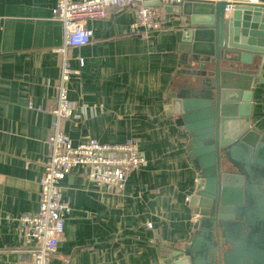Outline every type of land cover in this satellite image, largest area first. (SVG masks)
<instances>
[{
	"label": "crops",
	"instance_id": "crops-1",
	"mask_svg": "<svg viewBox=\"0 0 264 264\" xmlns=\"http://www.w3.org/2000/svg\"><path fill=\"white\" fill-rule=\"evenodd\" d=\"M56 2L0 0V264L31 262L20 216L38 208L50 154L65 35ZM164 13V28L143 36L130 30L134 6L114 8L106 18L86 19L91 41L68 49L78 73L68 84L74 114L62 119V130L73 144L132 139L147 164L120 191L79 172L63 181L71 212L52 264H168L167 250L193 232L188 199L198 173L188 134L166 113L186 54L179 19ZM255 67L263 82L255 86L253 116L264 130V58Z\"/></svg>",
	"mask_w": 264,
	"mask_h": 264
},
{
	"label": "water",
	"instance_id": "water-1",
	"mask_svg": "<svg viewBox=\"0 0 264 264\" xmlns=\"http://www.w3.org/2000/svg\"><path fill=\"white\" fill-rule=\"evenodd\" d=\"M186 0L144 5L179 19L185 66L168 92L167 114L189 137L198 173L188 199L196 220L184 245L168 249V264H264V130L253 95L263 82L264 0ZM259 70V68H258Z\"/></svg>",
	"mask_w": 264,
	"mask_h": 264
},
{
	"label": "built area",
	"instance_id": "built-area-1",
	"mask_svg": "<svg viewBox=\"0 0 264 264\" xmlns=\"http://www.w3.org/2000/svg\"><path fill=\"white\" fill-rule=\"evenodd\" d=\"M145 1L147 0L56 2L54 15L63 23L65 35L64 44L59 49L64 58L57 103L50 109L53 115L51 133L48 136L50 154L43 163L44 174L40 180L38 208L20 216L21 228L31 255L29 264L53 263L59 241L64 234L66 218L71 212V206L63 192V181L71 174L84 173L95 185L120 191L131 173L147 164L146 156L132 139L107 142L92 137L73 144L61 127L62 119H71L74 114L68 84L72 76L78 73L68 56V49L88 44L93 34V30L85 25V20L103 19L114 8L134 6L136 17L130 30L132 33L148 36L151 32L161 31L166 24V18L162 8L146 6ZM161 1L165 4H180L186 0ZM238 4L261 5L263 1L226 0L225 16L230 17ZM78 62L81 66L84 65L83 58L78 57ZM35 108L43 109L41 106Z\"/></svg>",
	"mask_w": 264,
	"mask_h": 264
}]
</instances>
